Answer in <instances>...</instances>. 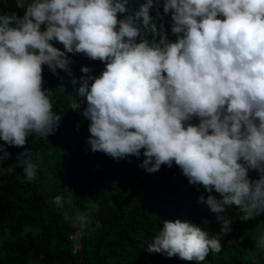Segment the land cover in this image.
I'll return each mask as SVG.
<instances>
[{
  "label": "clouds",
  "instance_id": "obj_1",
  "mask_svg": "<svg viewBox=\"0 0 264 264\" xmlns=\"http://www.w3.org/2000/svg\"><path fill=\"white\" fill-rule=\"evenodd\" d=\"M16 7L22 16L0 15V164L10 158L7 147L24 149L11 167L28 182L37 178L25 146L34 134L47 140L63 118L44 87L46 66L79 85L71 108L84 105L93 153L143 156L148 173L175 164L208 193L198 202L219 231L163 220L149 254L204 264L233 231L230 209L240 222L264 214V0H17ZM76 55L102 70L84 66L77 79ZM72 202L53 199L61 210ZM64 218L85 226L83 213ZM255 231L264 252V227Z\"/></svg>",
  "mask_w": 264,
  "mask_h": 264
},
{
  "label": "trees",
  "instance_id": "obj_2",
  "mask_svg": "<svg viewBox=\"0 0 264 264\" xmlns=\"http://www.w3.org/2000/svg\"><path fill=\"white\" fill-rule=\"evenodd\" d=\"M16 3L0 0V15L15 11L22 16L23 9ZM169 38L175 39L170 28ZM71 61L77 79L84 66L92 67L96 75L103 68L99 61L82 55L71 56ZM58 73L53 75L44 66V87L52 90L54 111L63 117L59 128L47 140L34 134L25 146L38 165L37 178L28 182L22 168L11 167L24 149L7 147L10 158L0 164V264H195L149 254L147 244L163 220L197 224L215 217L198 202L201 194L208 193L190 185L175 164L148 173L139 167L143 156L115 160L93 153L86 144L90 121L81 114L84 105L75 111L71 108L81 99L79 85H73L66 73ZM250 176L256 178V173ZM57 195L70 197L72 204L65 203L61 210L53 203ZM77 212L86 215L83 228L64 218V213L72 217ZM227 214L235 221L233 231L221 241L222 251L210 253L206 260L264 264V255L249 236L256 224L264 222V214L248 222L236 219L235 208ZM205 230L218 232L219 224Z\"/></svg>",
  "mask_w": 264,
  "mask_h": 264
},
{
  "label": "rangeland",
  "instance_id": "obj_3",
  "mask_svg": "<svg viewBox=\"0 0 264 264\" xmlns=\"http://www.w3.org/2000/svg\"><path fill=\"white\" fill-rule=\"evenodd\" d=\"M106 184V183H105ZM207 220L211 221V223L204 225L202 224V222H198L197 225L202 226L205 229H216L217 227V223L215 222V217H208ZM262 225V227H264V223H260ZM256 226L257 224L254 226L253 230L251 231V233H249V236H251L253 238L254 235H256ZM264 255V252H261ZM204 264H211L209 261H205Z\"/></svg>",
  "mask_w": 264,
  "mask_h": 264
}]
</instances>
